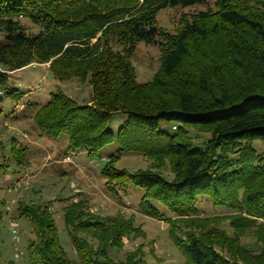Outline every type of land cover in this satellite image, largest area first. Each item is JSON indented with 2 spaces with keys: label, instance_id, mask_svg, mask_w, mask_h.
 Segmentation results:
<instances>
[{
  "label": "trees",
  "instance_id": "obj_1",
  "mask_svg": "<svg viewBox=\"0 0 264 264\" xmlns=\"http://www.w3.org/2000/svg\"><path fill=\"white\" fill-rule=\"evenodd\" d=\"M206 2L0 0V91L23 97L9 71L34 61L49 62L60 81H88V102L60 89L33 108L42 132L68 136L69 149L82 148L93 158L116 145L101 171L109 190L141 189L143 212L170 222L185 264H264V247L254 252L241 239L250 227L264 229V151L254 144L264 142V0H215L175 32L159 26L162 9ZM141 42L161 48V67L146 82L138 81L131 61ZM116 112L125 119L113 133L109 122ZM171 122L173 131L163 128ZM192 127L211 135L199 141L189 134ZM130 152L157 161V168L169 164L173 177L119 168ZM203 200L237 211L227 217L235 235L212 226L217 217H199ZM20 209L38 234L28 247L31 264H143L140 249L123 260L109 254L110 246L121 248L125 236L139 232L132 218L100 216L82 202L67 205L77 261L62 246L48 205ZM79 231L95 236L97 245Z\"/></svg>",
  "mask_w": 264,
  "mask_h": 264
},
{
  "label": "rangeland",
  "instance_id": "obj_2",
  "mask_svg": "<svg viewBox=\"0 0 264 264\" xmlns=\"http://www.w3.org/2000/svg\"><path fill=\"white\" fill-rule=\"evenodd\" d=\"M214 2L207 0L204 4L189 7L164 8L158 13L159 26L175 32L184 18H191L193 14L213 6ZM24 20L28 27L36 30L32 22ZM131 61L139 82L151 80L161 67L160 45L139 43ZM49 65V62L34 61L20 70L9 71L10 84L18 87L23 97L9 98L0 91V95L4 94L0 99V264H31L28 247L39 239L34 224L20 209L26 204H43L51 208L62 246L70 258L78 261L64 215V208L72 202H82L87 211L100 216L133 219L139 232L125 236L123 247H109L114 260H123L128 252L140 249L143 264H185V258L171 235L170 222L143 212L141 189L128 184L125 191L113 193L109 190V182L101 171L116 145L103 149L100 157H89L82 148L69 149L68 136L51 137L37 125L33 117L35 106L47 102L52 92L61 89L79 103L88 102L92 97L88 81L78 78L60 81L50 71ZM29 102L34 103L28 105ZM124 119V113H114L109 122L110 130L116 133ZM173 123L165 124L163 128L173 131ZM189 134L199 141L211 135L197 127H192ZM254 144L264 151L263 141L256 140ZM155 163L158 164L147 156L130 152L121 156L117 166L128 170L158 169L167 177H173L169 164L157 168ZM197 207L200 218L212 220L217 217L211 222L212 226L235 235L227 217L237 211L215 207L206 200ZM168 216L173 217L170 213ZM263 230L255 226L244 230L243 244L259 252L264 247ZM78 234L97 245L95 236L82 231Z\"/></svg>",
  "mask_w": 264,
  "mask_h": 264
}]
</instances>
